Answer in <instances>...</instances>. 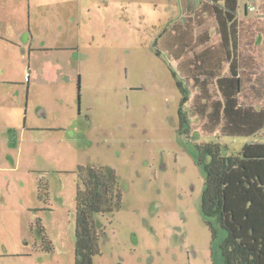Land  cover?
Wrapping results in <instances>:
<instances>
[{
  "label": "rangeland",
  "instance_id": "1",
  "mask_svg": "<svg viewBox=\"0 0 264 264\" xmlns=\"http://www.w3.org/2000/svg\"><path fill=\"white\" fill-rule=\"evenodd\" d=\"M76 1L69 20L66 6L45 7L34 52L26 50L34 85L22 169L13 173L20 206L0 211V264H75L80 166L113 169L122 194L119 211L97 216L94 264H225L224 234L202 211L199 147L219 143L231 155L264 138H227L197 118L190 138L180 127L184 94L155 44L182 19L181 0ZM262 2L240 0L238 16L245 21L246 7ZM201 3L186 0L185 9Z\"/></svg>",
  "mask_w": 264,
  "mask_h": 264
},
{
  "label": "trees",
  "instance_id": "2",
  "mask_svg": "<svg viewBox=\"0 0 264 264\" xmlns=\"http://www.w3.org/2000/svg\"><path fill=\"white\" fill-rule=\"evenodd\" d=\"M185 1L182 19L155 44L184 94L180 127L190 138L197 118L204 131L227 138H264V105L248 97L256 83L251 84L241 59L249 35L238 18L240 0H202L194 13L186 11ZM263 10L264 4L246 7L256 17ZM260 24L255 23L258 31ZM199 155L206 175L202 211L224 234V263L264 264V144L224 155L219 143H210L199 147ZM79 176L75 264H94L101 239L97 216L119 211L122 195L113 169L80 166Z\"/></svg>",
  "mask_w": 264,
  "mask_h": 264
},
{
  "label": "crops",
  "instance_id": "3",
  "mask_svg": "<svg viewBox=\"0 0 264 264\" xmlns=\"http://www.w3.org/2000/svg\"><path fill=\"white\" fill-rule=\"evenodd\" d=\"M262 1L261 4H264V0ZM76 2V0L58 2L0 0V184L3 183L5 186L0 187V211L13 214L20 206L12 200L13 196H20L12 185L15 180L13 173L22 169L24 147L26 148L24 145L29 130V93L34 85V73L30 70V65L26 66L24 63L27 62V51L34 52L32 46L29 47L34 38L33 30L36 29L37 21L44 13L45 7L55 6L56 9V6H66L63 13L65 17L70 15L67 17L69 20L76 14V7H72ZM55 18L54 20L58 19ZM238 18L242 20L240 16ZM244 22L249 35L245 46L246 73L247 77L253 79L251 84L256 83V89H252L248 97L261 107L264 105V10L257 17H250L246 12ZM258 22L261 23L259 31L255 28V23ZM258 82L260 85H257ZM38 128L46 129L47 132L54 129L51 126ZM20 182L17 181L18 184ZM20 189L23 196L24 192L21 187ZM0 222H3L1 213Z\"/></svg>",
  "mask_w": 264,
  "mask_h": 264
},
{
  "label": "flooded vegetation",
  "instance_id": "4",
  "mask_svg": "<svg viewBox=\"0 0 264 264\" xmlns=\"http://www.w3.org/2000/svg\"><path fill=\"white\" fill-rule=\"evenodd\" d=\"M121 193V192H120ZM122 195V194H121ZM98 226H99V224H98ZM100 231V234H101V238H102V231H101V229L99 230Z\"/></svg>",
  "mask_w": 264,
  "mask_h": 264
}]
</instances>
